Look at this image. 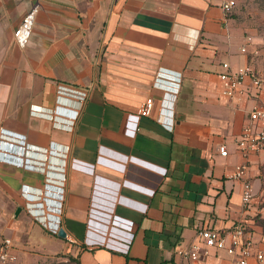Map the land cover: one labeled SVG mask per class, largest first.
I'll return each instance as SVG.
<instances>
[{"label": "crops", "instance_id": "crops-1", "mask_svg": "<svg viewBox=\"0 0 264 264\" xmlns=\"http://www.w3.org/2000/svg\"><path fill=\"white\" fill-rule=\"evenodd\" d=\"M227 1L0 0V233L27 255L16 264H181L200 229L238 220L264 238V150L237 145L264 88L246 80L231 99L219 79L222 63L264 69ZM33 6L21 49L13 32Z\"/></svg>", "mask_w": 264, "mask_h": 264}, {"label": "built area", "instance_id": "built-area-1", "mask_svg": "<svg viewBox=\"0 0 264 264\" xmlns=\"http://www.w3.org/2000/svg\"><path fill=\"white\" fill-rule=\"evenodd\" d=\"M233 6L234 2L228 0L222 7L225 13H228ZM37 13L38 6H33L13 32V38L21 49L29 42ZM241 52L245 53L246 49L242 48ZM221 68L223 72L219 74V79L223 85V94L231 99L248 91L244 88L246 80H249L251 89L260 91L264 88V77L249 66L232 69L228 63H222ZM152 106V99L145 100L138 110V115L149 116ZM237 145L245 155L264 150L263 104L256 103L248 112V122L241 131ZM219 153L221 156H226L225 147H220ZM247 169V165L242 164L237 166L232 174V178L242 182L241 202L244 207L249 205L254 197L251 181L247 177ZM261 198L264 202V186L261 190ZM13 249L12 241L0 233V264L17 263ZM212 251L225 252L232 258V264H264V238L255 241L248 237L242 220H238L228 229L216 230L209 227L200 229L196 241L179 250L177 256L181 259V264H198L199 260L209 256ZM62 264L83 263L65 261Z\"/></svg>", "mask_w": 264, "mask_h": 264}, {"label": "rangeland", "instance_id": "rangeland-1", "mask_svg": "<svg viewBox=\"0 0 264 264\" xmlns=\"http://www.w3.org/2000/svg\"><path fill=\"white\" fill-rule=\"evenodd\" d=\"M233 8L229 12L234 24L241 28L243 36L250 38L252 43L247 45V54L251 62L258 70L264 69V0H232ZM247 42V41H246ZM14 252L17 261L20 256L27 257L26 254L18 251L17 245L13 242ZM31 247L25 246V250ZM23 249V250H24ZM32 261L36 262L37 256L42 255L41 251H29ZM45 257V256H44ZM44 257H41V260Z\"/></svg>", "mask_w": 264, "mask_h": 264}, {"label": "water", "instance_id": "water-1", "mask_svg": "<svg viewBox=\"0 0 264 264\" xmlns=\"http://www.w3.org/2000/svg\"><path fill=\"white\" fill-rule=\"evenodd\" d=\"M20 212V208H17L16 212H15V216H17ZM57 236L61 239H65L66 238V233L64 232V230L62 228H59L57 231Z\"/></svg>", "mask_w": 264, "mask_h": 264}, {"label": "trees", "instance_id": "trees-1", "mask_svg": "<svg viewBox=\"0 0 264 264\" xmlns=\"http://www.w3.org/2000/svg\"><path fill=\"white\" fill-rule=\"evenodd\" d=\"M227 15L229 16V12L227 13ZM230 17V16H229ZM231 18V17H230Z\"/></svg>", "mask_w": 264, "mask_h": 264}]
</instances>
